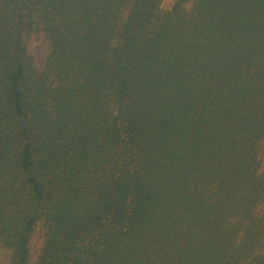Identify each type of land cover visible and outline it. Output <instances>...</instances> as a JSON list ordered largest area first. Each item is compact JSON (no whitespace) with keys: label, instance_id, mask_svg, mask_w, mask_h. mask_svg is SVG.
Returning a JSON list of instances; mask_svg holds the SVG:
<instances>
[{"label":"trees","instance_id":"trees-1","mask_svg":"<svg viewBox=\"0 0 264 264\" xmlns=\"http://www.w3.org/2000/svg\"><path fill=\"white\" fill-rule=\"evenodd\" d=\"M162 2L0 0L11 264H264V0Z\"/></svg>","mask_w":264,"mask_h":264},{"label":"rangeland","instance_id":"rangeland-1","mask_svg":"<svg viewBox=\"0 0 264 264\" xmlns=\"http://www.w3.org/2000/svg\"><path fill=\"white\" fill-rule=\"evenodd\" d=\"M184 1L186 7L190 9L191 0H163L161 8L164 11L171 10L172 7L178 2ZM27 46L29 53L34 58L35 66L38 70H43L46 62V55L48 52L49 42L48 39L42 33H33L27 36ZM260 165L261 170L264 171V144L262 145L260 152ZM44 240V227L43 222H39L35 228L30 242V258L28 264H38V255ZM11 252L6 248L0 247V264H11Z\"/></svg>","mask_w":264,"mask_h":264}]
</instances>
